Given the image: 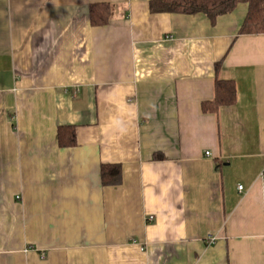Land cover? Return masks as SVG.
Masks as SVG:
<instances>
[{
    "label": "crops",
    "instance_id": "crops-1",
    "mask_svg": "<svg viewBox=\"0 0 264 264\" xmlns=\"http://www.w3.org/2000/svg\"><path fill=\"white\" fill-rule=\"evenodd\" d=\"M149 2L0 0V264H264V33Z\"/></svg>",
    "mask_w": 264,
    "mask_h": 264
},
{
    "label": "trees",
    "instance_id": "trees-1",
    "mask_svg": "<svg viewBox=\"0 0 264 264\" xmlns=\"http://www.w3.org/2000/svg\"><path fill=\"white\" fill-rule=\"evenodd\" d=\"M240 2L247 3L248 13L240 29L241 34L264 33V0H150L149 9L153 13H204L210 22L223 14L232 12ZM109 3L92 4L90 7V22L93 25H105L111 18L113 10ZM215 97L202 102L201 108L204 112H216L223 106L233 105L237 99L235 82L232 80L215 78ZM58 141L61 146H74L76 141V126H60L58 130ZM102 182L117 184L121 179V168L118 165H102Z\"/></svg>",
    "mask_w": 264,
    "mask_h": 264
},
{
    "label": "built area",
    "instance_id": "built-area-1",
    "mask_svg": "<svg viewBox=\"0 0 264 264\" xmlns=\"http://www.w3.org/2000/svg\"><path fill=\"white\" fill-rule=\"evenodd\" d=\"M206 154H207V155H210V152H207ZM262 175H264V172L262 173ZM238 188H239V190L242 189V188H243V185L240 184ZM150 219H153V217L150 216ZM209 237H210L209 240H210L211 243L215 242L216 239H217V236H214V235H213V236L210 235Z\"/></svg>",
    "mask_w": 264,
    "mask_h": 264
}]
</instances>
